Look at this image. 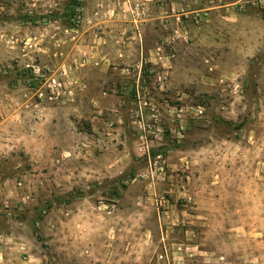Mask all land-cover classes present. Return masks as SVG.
Segmentation results:
<instances>
[{
  "label": "rangeland",
  "instance_id": "374dc122",
  "mask_svg": "<svg viewBox=\"0 0 264 264\" xmlns=\"http://www.w3.org/2000/svg\"><path fill=\"white\" fill-rule=\"evenodd\" d=\"M0 264H264V0H0Z\"/></svg>",
  "mask_w": 264,
  "mask_h": 264
},
{
  "label": "trees",
  "instance_id": "16d2710c",
  "mask_svg": "<svg viewBox=\"0 0 264 264\" xmlns=\"http://www.w3.org/2000/svg\"><path fill=\"white\" fill-rule=\"evenodd\" d=\"M75 4H76V1H75ZM75 4H74V7L71 9L72 11H70V15H71V16H75V10H76L75 8H76L77 5H78V4H77V5H75ZM75 6H76V7H75Z\"/></svg>",
  "mask_w": 264,
  "mask_h": 264
}]
</instances>
